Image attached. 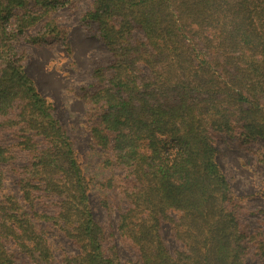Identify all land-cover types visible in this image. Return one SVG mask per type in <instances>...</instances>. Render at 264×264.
Returning <instances> with one entry per match:
<instances>
[{"label": "trees", "instance_id": "obj_1", "mask_svg": "<svg viewBox=\"0 0 264 264\" xmlns=\"http://www.w3.org/2000/svg\"><path fill=\"white\" fill-rule=\"evenodd\" d=\"M68 4L0 0V264H128L93 214L94 177L20 46L68 48L57 16ZM83 20L111 54L84 99L105 152L98 170L112 173L103 185L125 200L117 228L133 263L264 264V206L235 194L217 148L223 134L264 141V0H91ZM255 214L256 227L246 218ZM51 225L75 252L55 256Z\"/></svg>", "mask_w": 264, "mask_h": 264}, {"label": "rangeland", "instance_id": "obj_2", "mask_svg": "<svg viewBox=\"0 0 264 264\" xmlns=\"http://www.w3.org/2000/svg\"><path fill=\"white\" fill-rule=\"evenodd\" d=\"M91 0H69V4L57 12L61 25L66 27L68 48L62 40L53 39L33 45L26 41L20 43L27 49L26 70L34 79L39 91L54 106L55 116L65 125L75 142L81 163L92 177L90 205L97 220L102 221L109 230L115 232L119 252L123 262L134 264L135 253L122 242L118 234L119 207L124 199H118L111 183L103 185L112 173L98 170V164L105 152L94 146L90 134L89 111L91 105L84 99L87 92L95 87V70L106 65L111 54L100 40L95 24L86 23L83 13L90 7ZM218 159L228 177L233 191L250 208L264 206L260 189L264 184V164L260 163L259 154L264 152V141L260 138L243 142L240 137L229 138L223 134L217 139ZM121 177V172H116ZM7 191H16V179L8 175ZM254 227L260 225L261 216L246 215ZM163 236L168 246L175 250L180 243L171 234L169 224L162 227ZM58 259L65 253L75 252L73 242L59 228L51 225L46 234ZM20 258L23 255H18ZM250 264H261L250 260Z\"/></svg>", "mask_w": 264, "mask_h": 264}]
</instances>
